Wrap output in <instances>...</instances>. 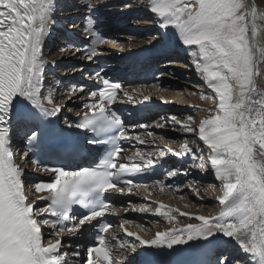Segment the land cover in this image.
Listing matches in <instances>:
<instances>
[{"label": "snow or ice", "instance_id": "snow-or-ice-1", "mask_svg": "<svg viewBox=\"0 0 264 264\" xmlns=\"http://www.w3.org/2000/svg\"><path fill=\"white\" fill-rule=\"evenodd\" d=\"M83 4L92 11L98 7L91 0H83ZM124 7L131 8L127 0ZM138 7L150 13L152 23L158 26L156 45L186 50L195 72L214 94L208 97L214 106L201 109L208 114L198 122L191 115L183 121L173 115L161 117L163 122L154 125L159 129L179 126L182 132L194 133L195 151L185 143L179 151L166 146L122 156L120 142L130 137L121 116L112 108L122 84L100 72L87 76L95 86L71 87L68 99H80L83 113L75 120L65 117L64 128L59 129L53 118L58 119L64 105L52 91L44 90L46 68L56 62L44 59L43 47L57 23L56 12L63 11L60 0H0V264H69L70 255L80 258L82 264H130V258L119 250L131 249L135 256L139 255L138 247L164 256L195 249L204 257L197 264H264V92L253 99L257 79L264 77V12L248 0H147ZM82 27L86 38L93 41L91 51L83 53L91 62L98 55L95 45L105 41L94 30L91 11ZM73 49L80 51L70 44L59 52ZM122 94L133 100L132 93ZM71 129L91 133L87 137L91 145L110 147L89 166L45 165L34 157L32 164L49 178L34 183L27 180L12 150L18 134L23 131L27 142L23 156L27 159L34 146ZM132 139L139 145L149 143L140 135ZM168 155H190L192 161H199L192 167L203 174L212 171L221 188L216 197L219 214L192 217L180 212L181 217L189 216L199 223L158 231L151 239L125 230L126 236L134 239L117 242L114 250L109 237L117 241V236L109 232L114 225L106 214L117 215L120 209L110 197L130 194L133 188L147 190V185L132 178L155 171L167 162ZM188 174V168L169 169L164 180L153 183L163 188L166 181ZM32 188L37 194H46L33 198ZM162 208L164 205L156 207L154 214L177 220L171 215L173 209ZM123 211L127 213L129 208ZM131 211L148 213L152 209L140 203L133 204ZM129 223L123 219L120 228ZM86 227L96 229L95 243L80 248L77 237ZM45 228L50 230L49 236L56 237L47 243ZM73 241L75 251L71 250Z\"/></svg>", "mask_w": 264, "mask_h": 264}, {"label": "bare ground", "instance_id": "bare-ground-1", "mask_svg": "<svg viewBox=\"0 0 264 264\" xmlns=\"http://www.w3.org/2000/svg\"><path fill=\"white\" fill-rule=\"evenodd\" d=\"M61 1H62V6H63V3H65V2L67 3V1L69 2V0H60V2ZM248 2L250 4H252V5H255L257 7L258 11L264 12L263 9H260L257 6L255 0H248ZM83 6L84 5H80V7L76 11H70V9H69V12H67L68 14L66 12H63V13L56 12V16L57 15L58 16H60V15H65V16L70 15V17H71L72 15H75V16H72L73 17L72 19L77 18L76 15H79V14L82 13L80 11V9H81V7L84 8ZM263 7H264V5H263ZM137 12H138V14L135 16L136 18H138L140 16L145 17V16H147L149 14L148 12H146L144 9H141V8H137ZM70 17H69V19H71ZM107 19H109V18H107ZM68 22H69V24L71 23L70 21H68ZM103 29L104 30H108L107 27L106 28H103ZM155 29L158 30V26L156 24L153 25L152 22L151 23L150 22H147L146 25H142V24L141 25H137V30L136 31H138L139 35H136V37L137 36H140L141 33H145V34H146V32L147 33H150V32H152V30H155ZM51 33L52 34L46 39V43H45L46 46L44 45V47H43V56H44V59L47 60V61H49L48 58H51V59H53L51 61H56L57 62L58 59L56 57H59V55L57 53L58 51L55 50L56 49V45L55 44L58 43V41H60V38H59L60 34H59V32H57L55 30L54 27L51 28ZM52 35L53 36H56L58 38H56V40H55V37L52 39L51 38V37H53ZM78 38H81L80 40H78V43L81 44L82 46H85V48L79 47L80 51H78V52L75 51V53H76L75 55L78 56L79 54H81V56L83 57L82 59L85 60V61H87L85 59L84 54H83L84 53V49H87L88 48V45H86L87 44L86 43V35H82L81 37L78 36ZM60 42L61 43H64L63 41H60ZM106 46L107 47L109 46V47H114L115 48L116 47V44L113 43V42H111V41H108V43L106 44ZM159 46H161V45H159ZM100 47H102V46H100ZM119 47H120V45H119ZM162 48H159V47H150V48H147V50L145 49V50H143L141 52L135 53L132 56L131 55H128L130 57H128V59H127L126 62H134L137 57H143V56H148V55L149 56H153V57H156V56L158 57V56H162V55H170V57L171 56L173 57L175 55V53L178 52L179 57H181L182 55H184L180 59H185V56L187 55V51L184 50V49L174 48V47H170V46L169 47H162ZM107 49L109 50V48H107ZM47 50H48V52H46ZM120 50L122 51V49H120ZM46 53L47 54L48 53L49 54L51 53V54L48 57H46ZM104 57H101V56H100V58H97L96 57L95 63H98V64L99 63H102L104 61V59H105ZM77 58H79V56ZM63 59H64L63 57L60 58V60H63ZM70 59H75V58H72L71 57ZM51 61H49V62H51ZM85 61H83L82 62V65H80L76 70L72 71V72L77 73L76 74L77 77H75V75L69 77V74H72V72H69L70 70L68 72H66L65 71L66 69H64L62 71V73H61V76H62V78H64L67 75L65 77L67 79L60 80V82H59L57 88H55V90L57 91V89L59 87V88H61L59 90L60 91L62 90V92H64V94H66V95L69 94L70 88H69V85H66V82L67 81L70 82V81H73L74 80L73 81V84H75L76 81H78V79H82L85 76V73H86L85 66L87 65L86 63L88 62V61L87 62H85ZM186 62H190L191 63V60L190 61H186ZM55 65H56V63H55ZM181 65H182L181 67H178L177 66V69H179V71H178L179 72V76L181 74L185 73V72L188 73V76L190 78L192 76H194V72H195L194 68L193 69L190 68L189 66L186 65V63H182ZM132 66H133V63L130 64V67H132ZM163 67L170 68V66H162V68ZM49 68L50 67L48 66L46 69L48 70ZM51 68H52V66H51ZM119 68H120V72L121 73H124L126 71V69L123 66H120L119 65ZM47 70H46V73L48 72ZM63 72H66V73H63ZM162 73H164V72H162ZM63 74H65V75H63ZM195 74H197V73H195ZM50 78H52V76L48 74V76L46 78V82H45L44 88H50V86H51L50 85ZM163 83H166L167 86H171V84H175L176 85L179 82H178V79H176L174 77L170 78L168 75L165 74L163 76V78H159L158 77V81L156 82L155 85H153L152 88L151 87H148V86L138 85V86H136L133 89V93L131 92L133 94V97L138 96V97H136L137 99L136 98L135 99L133 98V100L130 101V100H128L127 97H125V96L122 95L123 98H125V100H127L129 102L128 104H125V105H127L129 107H132V105H133V106H136L137 108L143 107V106H147V105H151L152 108H154L155 111H158V109H160L161 107H163L162 106V103L168 107V105L171 102L170 103H167V101L168 100L169 101L171 100L173 102V104H175L176 106L177 105H180L179 107H176L175 106L174 110L189 111V113H191L192 115H195V120L197 122L201 118H204L208 114L206 111H201L202 108H200L198 110L199 107L205 106L204 108L207 109V108H210V107H213L214 106V102L212 100L208 99V98L204 99L206 101H204V103H203L202 99L198 98L199 95H197L196 92H195L196 95H193L194 94L193 91H190V90L188 91V88L186 86H184L183 89H182L183 90V93L187 95V96H185V98H184V96L182 97L183 100H179V98H181V96L183 94L176 95V94H174L176 91L175 92L164 91L163 94H160V93L158 94L157 92L160 90V86L163 85ZM77 86H79L78 83H77ZM196 88H199V87L196 86ZM205 88H207L206 85H205ZM65 90H67V91H65ZM197 90L200 91L201 89L199 88ZM201 91H203V90H201ZM47 92L48 91H45V93H47ZM53 93H54V96L56 97V99L58 97L60 98L63 95L62 93H56V94H55V92H53ZM79 95L80 94L77 93V96H79ZM163 95H164V97H163ZM144 96H148L149 97V100L145 101L143 99ZM57 102L64 105L62 113L59 114L62 117V125L63 126H64L65 117H67L70 120L71 118L77 116L78 113H83V109H82V106H81V101H80V99L76 98L75 96L72 99H70V100L68 99V97H66V98H64V100H59V101L57 100ZM196 105H198L199 107L198 106L196 107ZM168 109H172V108L168 107ZM167 115H166V117H167ZM155 123L156 122L153 121L151 123L145 124V125H147V127L146 128H142V130L147 129V132H148V130L151 129L153 132H157L159 134H162V129H159V128H155L154 127ZM178 128H179V126L177 127V129H175V130H177L178 134L174 133V131H169V130L164 131V134H163V135H166L167 134V135H169L171 137L181 136L180 138H178L176 140V143H174L173 145H171L168 141H166L167 138L165 140H163L164 139L163 136H162L163 139L161 138L160 140H157V138L156 139L155 138L154 139L149 138V141L152 143V150L151 151H157L158 149L165 148L166 146L172 148L173 150L179 151L181 149V147L185 143H187V145H188V147L190 149H192L193 151H195V149H196V143L193 142L196 139L195 134L194 133L182 132ZM135 129H137V128L136 127H133V128L130 129V131H134ZM147 132L143 136H141L143 139H144V136L147 134ZM153 135H152V137H153ZM134 136H136V135H130L129 134V137L130 138H132ZM189 137H194V139H191ZM174 141H172V142H174ZM15 142H17V141H15ZM133 142L135 143L136 141L133 139ZM135 145L138 146L139 144L137 145V142H136ZM141 146H143V145H139V147H141ZM201 147H203L202 144H201ZM153 148H155V149H153ZM17 149H18V152L16 151L17 153L14 154V160H15V162L17 164L23 165V166H21V165L20 166L22 168H24L25 167L24 165L26 163V160H25V158L23 156V153H22V151H21V149H20L19 146L17 147ZM139 152H143L145 154L148 153V152L143 151V150H141ZM135 153L136 152H129V156H133ZM16 156H18V157H16ZM153 158H155V156ZM18 159H19L20 162L18 161ZM187 160L190 161L191 163H193L192 160H191V156L190 155H186L185 157H183V159L181 161L182 162L181 165H184ZM187 167L189 168V166H187ZM189 175L190 174H188L186 176L185 175H180V179H179V183H178V184H180L181 181L185 182L184 187L187 186L186 188H184L183 186L182 187H179L176 183H174L172 181V184H171L172 186L170 187L171 188L170 191L165 190L164 188H161V186H159V185L158 186L155 185V186H152L151 187V190H149V191L148 190H145V189H139V190H137L135 192H132L133 193V197L132 198H135L136 199L137 197H139L141 195V196H143L145 198H150L151 200H153V202L155 200L156 204H150V205L145 204L146 206L150 207L152 209V211H154V209L156 207H159L160 205H164V208H162V211H167L169 208L173 209L174 211L171 213V215H175L177 217V220L176 221L166 220L163 216H158V217L150 216L148 219H149V221H150L151 224L153 223L154 226L150 230H144V229L142 230V228H140L139 226H137L138 224L136 222H133L136 219H133V217L130 215L128 217V220L130 222H132V223H129L128 226H125L124 225V228L123 229H121L120 228V225H119L115 230L121 231V233H123L124 236H126L125 230H127V231L136 232L137 234L141 235L142 238H144V239H151L154 236V234L156 232H158V231H165V230H168L171 227H174V226L175 227H179L180 225L187 224V223H199L198 221L195 222L194 220L190 219L189 216H183V217H181L179 215L180 212L189 213L190 215H193V214H195V215H205V216H216V215H218L219 214V211L221 210V206L218 204V201H217L216 197L221 194V188H220V185L219 186H216V184H219V182L215 181L214 175H213L212 171H209L208 173L203 174V173L200 172L199 169L195 170V178H197V181L193 180V181L190 182V180H187V177ZM48 178H49L48 175L45 176V179H48ZM210 179L213 180V183H211L212 187H209L210 184H208L209 183L208 180H210ZM195 185H198V188ZM200 185H202L203 187L205 186L207 188L204 187L202 189V188H200ZM154 187H156V188H154ZM152 188H154V189H152ZM204 190H205V192H203ZM152 191H155V192H152ZM196 191L199 192V196L196 195ZM200 191L203 192L204 194H206V197L207 198L206 197L205 198L202 197V195L200 194ZM31 192L33 193V198L36 195H41V194L45 193V192H42V193H38L37 194V193H35L34 188L31 189ZM182 193L183 194L187 193V196L189 198L186 196V200H185V198H183V196L181 197V195H180ZM167 195H169V196H167ZM174 201H176V203H174ZM194 202H196V203H194ZM210 202H215L216 203V206L215 205H210L209 204ZM119 213L121 215H125V214H127L129 212L125 213L123 210H120ZM161 220H162V223H157V221L160 222ZM143 222H147L146 219H143ZM115 230H113V233H114ZM49 231L50 230L47 229V228L44 229V233H48ZM131 238L134 239V237H131ZM53 239H55V238H53ZM148 250L149 249H147L146 247L145 248L138 247L136 249V252L142 253V252L148 251ZM122 251L124 252V255L127 254V252H125L124 250L120 249V252H122ZM129 254L130 255L131 254L133 255L131 249L129 250ZM74 259L76 260V257Z\"/></svg>", "mask_w": 264, "mask_h": 264}, {"label": "rangeland", "instance_id": "rangeland-1", "mask_svg": "<svg viewBox=\"0 0 264 264\" xmlns=\"http://www.w3.org/2000/svg\"><path fill=\"white\" fill-rule=\"evenodd\" d=\"M73 1V2H72ZM74 1H76V0H69V2L67 1V3L65 2V3H63V5L64 6H67L68 4L70 5V11H76L80 6V4H82V5H84L83 4V2H78V1H76V2H74ZM91 2L93 3V4H95V5H98V7H96V10H94V15H96V14H102L103 16H106L107 18H109L110 19V16L114 19V21H116V22H114L113 23V25H116V28H117V35H114L115 37H114V42L113 43H115L116 44V47L114 48V47H107L106 46V44H103V45H101L102 47H100L99 49H98V51H97V53H98V55L96 56L97 58H100V56L101 57H104L105 59H107L108 58V56L110 55L111 56V53H112V55H113V53H114V56L115 57H117V58H121V59H118V60H123L124 62H126L127 61V59H128V57H130V56H128V55H134L135 53H138V52H141V51H143V50H147V48H150V47H159V48H162L161 46H159V45H156V43H155V41H156V37H157V32H158V30L157 29H155V30H152V32H150V33H147L146 32V34L145 33H141L140 34V36H137L136 37V35H139V33H138V31H136L137 30V25H146V23L147 22H152V19H153V17H152V15L149 13L147 16H145V17H142V16H140V17H138V18H136L135 16L138 14V12H137V8H140V7H138V5L139 4H141V2L142 3H146L147 2V0H127V3H129L130 5H131V8L130 9H128V8H125L124 7V3H125V0H91ZM255 2H256V4H257V6L260 8V9H263L264 10V7H263V5H264V0H255ZM76 3V4H75ZM72 4V5H71ZM84 7V6H83ZM84 8H86V7H84ZM83 8V9H84ZM63 9V11H57V12H60V13H63V12H69V10L67 9L66 10V7H63L62 8ZM82 7H81V9H80V11L81 12H83L82 10ZM141 9H143V8H141ZM103 12V13H102ZM130 12V14H127V13H129ZM68 14V13H67ZM127 14V15H126ZM87 15V14H86ZM58 16V15H57ZM56 16V20L58 21L57 23H58V26H54V28H55V30L58 32V30H59V26H65L66 25V23H65V20L66 19H69V17L70 16H68L67 18H65L66 16L65 15H60V16H58L57 17ZM80 15H77L76 17L78 18ZM109 16V17H108ZM125 16V22H124V20H123V17ZM71 19L73 18L72 16L70 17ZM106 18V19H107ZM152 18V19H151ZM106 20V21H110V22H112V20L110 19V20ZM118 20L120 21V22H118ZM69 20H67V22H68ZM77 22V21H76ZM76 22H74V25H75V23ZM121 23H124V25L126 24V27H124V25L122 26V28H124V29H120L119 30V28H121V26H119ZM119 24V25H118ZM74 25H73V28L71 29L70 28V30H73V29H76L77 27H79V24H78V26L75 28L74 27ZM153 25H154V23H153ZM67 27H69L68 25H66ZM118 26V27H117ZM80 27H81V25H80ZM112 28H114V26H111V24L109 25V26H107V31L108 32H111V30H112ZM78 29V28H77ZM52 34V33H51ZM50 34V35H51ZM83 34H80V37L82 36ZM53 36V35H52ZM55 37V40H56V36H53V37H51L52 39ZM117 39V40H116ZM58 41V40H57ZM64 42V41H63ZM112 42V41H111ZM60 43V44H59ZM87 44H88V42H87ZM48 45V44H47ZM52 45V44H51ZM50 45V46H51ZM56 45V51H58L57 53H58V55H59V57H56L57 59H58V61L56 62V67H57V70H56V72H58L60 75H61V73H62V71L64 70V69H66L65 71L66 72H68L69 70V72H72V71H74V70H76L79 66H80V64L82 65V60H80L79 58L80 57H82L81 56V54H79L78 56H79V58H77L78 56L77 55H75L76 53H75V50L73 49V50H71V51H65V52H63V53H60L59 52V49L61 48V47H65V48H67L69 45L68 44H66V42H64V43H61L60 41L58 42V43H56L55 44ZM60 45V46H59ZM118 45V46H117ZM119 45H120V47H119ZM46 46V45H45ZM104 46V47H103ZM59 47V48H58ZM107 48H109V50L107 49ZM111 48V49H110ZM119 48V49H118ZM120 49H122V51L120 50ZM163 49V48H162ZM120 50V51H119ZM124 50V51H123ZM115 51V52H114ZM46 52H48V50L46 51ZM102 53V54H101ZM129 53V54H128ZM51 54V53H50ZM49 53L47 54L46 53V57H48L49 55H50ZM120 54V55H119ZM127 54V55H126ZM61 55V56H60ZM100 55V56H99ZM125 55V56H124ZM177 55V56H176ZM182 56H184V55H182ZM181 56V57H182ZM64 58L63 60H60V58ZM72 57V58H75V59H70V58ZM124 57H127V58H124ZM176 57V58H175ZM181 57H179V54H178V52H176L175 53V55L172 57H169V58H167L168 60L167 61H169L168 63L169 64H167L166 66H170V68H167V67H163V69H162V72H165V74L166 75H168L170 78H172V77H174V78H176V79H178V84H171V86H167L166 85V83H163V85H161L160 86V90L157 92L158 94L160 93V94H163L164 93V91H168V92H175L174 94H176V95H178V94H183L182 96H181V98H179V100H183V96H184V98H185V96H187L186 94H184L183 93V87L184 86H186L187 88H188V91L190 90V91H193V95H196V93H197V95H199V97L198 98H200L201 99V96L200 95H203L205 98L204 99H206V98H208L209 97V95H212V96H214V94H211V90H209V89H207V88H205V83L203 82V80L200 78V76L198 75V74H195L196 72H194V76H192L191 78L188 76V73L187 72H185V73H183V74H181L180 76H179V69H177V66L178 67H181L182 65V63H186V65L187 66H189L190 68H194L193 66H192V64L190 63V62H186V61H190L191 60V58L188 56V55H186L185 56V59H180ZM83 58V57H82ZM110 58V57H109ZM165 58L166 57H163V58H161V60L162 61H165ZM104 59V61H106ZM111 59V58H110ZM116 58H114V60H115ZM48 60L49 61H51V60H53V59H51V58H48ZM113 60V62H116V63H119L120 61H118V60H115L114 61ZM103 61V62H104ZM62 62V63H61ZM85 62H87V61H85ZM109 63H112L111 61H109ZM181 63V64H180ZM123 62H121V65L120 66H123ZM49 65H51V64H49ZM192 67H191V66ZM124 67V66H123ZM125 68V67H124ZM169 70V71H168ZM66 72H63V73H66ZM76 74L77 73H75V72H72V74H69V77L70 76H76ZM46 75V78H47V76H48V72L45 74ZM67 76V75H66ZM65 76V77H66ZM62 78L61 80H65V79H67V78ZM73 78V77H72ZM159 78H163V77H159ZM56 81H58V78H56L55 77V80L54 79H52V80H50V88H44V90L45 91H53V92H55V94L56 93H62L63 95L61 96V97H64V98H66V97H68V95L69 94H64V92H62V90L60 91L59 90V87H58V89H57V91L55 90V88H57V86H58V84H56ZM74 81V80H73ZM73 81H70V82H66V85H69V88L71 89V86H70V83L72 82L73 83ZM58 82H60V80L58 81ZM52 83V84H51ZM48 85V84H47ZM65 85V86H66ZM173 85V86H172ZM49 86V85H48ZM179 86V87H178ZM196 86H198L201 90H203V91H199V90H197V89H199V88H196ZM172 87V88H171ZM174 87V88H173ZM152 88V87H151ZM194 88V89H193ZM204 88V89H203ZM51 89V90H50ZM53 89V90H52ZM60 91V92H59ZM65 91H67V90H65ZM199 91V92H198ZM196 92V93H195ZM260 92H264V77H260V78H258V80H257V94H255L254 96H253V99H258L259 98V93ZM190 94V93H189ZM206 94V95H205ZM157 95V94H156ZM136 97H138V96H136ZM136 97H133L134 99L136 98ZM163 97H164V95H163ZM166 98V97H165ZM137 99V98H136ZM204 99H202V101H203V103H204V101H206V100H204ZM208 99H210V98H208ZM57 100L59 101L60 100V98L58 97L57 98ZM210 100H212L213 101V99H210ZM166 101V100H165ZM171 102V103H170ZM214 102V101H213ZM167 103H170L169 105H168V107H170V108H172V109H168V107L166 106V105H164L163 103H162V106H165L164 108H163V113L158 117V119L157 120H155L154 122H156V123H160V122H163V121H161L160 120V118L161 117H165V118H167V117H169L170 115L171 116H173V115H175L177 118H179V119H181L182 121L183 120H186L187 119V117L189 116V115H191V116H193L194 118H195V115H192L191 113H189V111H179V110H174V108H175V104H173V102L170 100H168L167 101ZM180 105H177L176 107H179ZM198 105H196V107H197ZM199 107V106H198ZM205 106H202V107H199L198 108V110L200 109V108H202V109H205L206 110V108H204ZM161 109H162V107L160 108V109H158V111H157V113H159V112H161ZM208 109V108H207ZM166 110V111H165ZM168 114V115H167ZM157 115V114H156ZM166 115H167V117H166ZM177 127L178 126H175V127H173V126H169V127H166V128H164V129H162V134H159V133H157V132H153V137L152 136H148L147 134L144 136V137H148V138H152V139H156L157 138V140H160L161 138L163 139V137H164V139L163 140H165L166 138H167V140L166 141H168L171 145H173L174 143H176V140L178 139V138H180L181 136H174V137H171V136H169V135H163L164 134V131H166V130H169V131H174V133H176V134H178V132H177V130H175V129H177ZM179 129V128H178ZM161 136V137H160ZM163 136V137H162ZM189 138H191V139H194V137H189ZM171 139V140H170ZM190 139V140H191ZM146 140H148V139H146ZM175 140V141H174ZM172 141H174V142H172ZM138 145V144H137ZM139 146V145H138ZM153 149H155V148H153ZM12 150H13V152H14V154L15 153H17L18 152V149H17V147L15 148V144L13 143V145H12ZM17 151V152H16ZM16 157H18V156H16ZM18 161H19V159H18ZM198 161V160H197ZM197 161H193V163H191V164H194V163H198ZM20 162V161H19ZM21 165V164H20ZM21 166H23V165H21ZM25 166V165H24ZM198 169V168H197ZM196 169V170H197ZM27 170V169H26ZM189 176L187 177V180H190V182L191 181H193V180H195V181H197V178H195V171L194 170H192V169H190V171H189ZM209 182V183H208ZM208 184H210L211 185V183H213V180H208ZM206 183V184H207ZM185 185V184H184ZM195 186H197V188H198V185H195ZM216 186H219V184H216ZM179 187H182V186H179ZM187 187V186H186ZM186 187H184V188H186ZM205 187V186H204ZM202 185H200V188H204ZM199 188V189H200ZM205 188H207V187H205ZM203 192H205V190L203 191ZM203 192H201L200 191V194L202 195V197H206V194H204ZM167 196H169V195H167ZM183 196V198H185V200H186V196H187V193H185V194H181V197ZM188 197V196H187ZM189 198V197H188ZM207 198V197H206ZM210 200V199H209ZM194 203H196V202H194ZM210 205H215L216 206V203L215 202H210L209 203ZM213 207V206H212ZM192 217H194V216H192ZM192 220H194L195 222H197L194 218L192 219ZM157 223H162V220L160 221V222H158L157 221ZM149 228H151V227H149ZM50 239H53V238H50ZM49 239V240H50Z\"/></svg>", "mask_w": 264, "mask_h": 264}]
</instances>
